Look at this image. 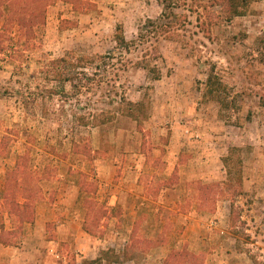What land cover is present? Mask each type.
<instances>
[{
  "label": "rangeland",
  "instance_id": "rangeland-1",
  "mask_svg": "<svg viewBox=\"0 0 264 264\" xmlns=\"http://www.w3.org/2000/svg\"><path fill=\"white\" fill-rule=\"evenodd\" d=\"M41 1L48 8L39 28L30 9ZM16 8L29 14L24 31L11 33L0 54V241L19 244L44 212L47 237L60 241V231L68 238L53 252L66 264H81L101 247L123 253L128 246L112 264H162L183 247L196 257L182 264L264 262V0H252L246 14L231 20L213 0H178L168 9L177 15L163 14L158 0H18ZM118 25L127 48L115 40ZM70 51L95 58L85 69L90 77L82 74L79 88L67 83V93L50 95L63 87L43 67ZM212 68L231 87L236 110L205 96ZM122 97L146 100L150 117L139 126L121 114L99 127L76 122L113 111ZM87 141L97 150L91 156ZM75 143L81 152L73 153ZM232 146L243 148L244 159L241 193L234 196L223 183L222 161ZM21 155L43 191L25 222L5 200L30 192L6 184ZM81 172L92 182L88 192L80 190ZM132 183L156 201L158 232L146 228L147 213L130 228L124 209L111 205L112 189ZM166 189L179 190L176 204L165 205Z\"/></svg>",
  "mask_w": 264,
  "mask_h": 264
},
{
  "label": "trees",
  "instance_id": "trees-1",
  "mask_svg": "<svg viewBox=\"0 0 264 264\" xmlns=\"http://www.w3.org/2000/svg\"><path fill=\"white\" fill-rule=\"evenodd\" d=\"M18 0H0V54L3 53L6 49L5 41L11 39V33L17 31H24V20L26 15L29 14L28 10L25 9L17 10L16 3ZM158 2L163 6V14L173 15L175 12H169L168 9L173 7L175 4H178V0H158ZM252 0H213V4L220 6L221 11L227 20H231L236 16L246 14L247 8L249 7ZM47 3L41 1L35 9H30V13L36 17L34 20L37 27L41 28L46 24L47 19ZM170 13V14H168ZM177 15V14H175ZM148 23H154L153 20L149 19ZM22 24V27L20 26ZM115 40L119 46L129 47L130 43L124 33L122 25L117 26V32L115 35ZM264 42V39H263ZM95 62V58L89 56H76L74 52H67L65 55L53 58L48 60V62L43 67V72L47 77L59 83L63 88L57 90L56 88H51L49 90L50 95L67 93L65 90V84L70 83L74 88H79V82L83 81L81 78L82 74L87 76L86 68L92 66ZM160 74L154 76V79H160ZM206 92L205 96H209L215 102L219 103L225 111L236 110L239 107L235 95L231 87L223 81L221 76L215 71V68H212L208 74L206 82ZM119 105L113 108V111L101 110L99 113L92 114V116H81L76 122L82 126H93L99 127L109 122L115 120L118 114L129 117L137 122L138 126L147 120L149 115V104L146 100L142 99L139 101L128 100L125 97H122ZM261 104L264 105V96H261ZM76 115H74L75 117ZM85 154L91 156L93 152L97 150L93 149L91 141H87L84 145ZM81 152L79 144L75 143L73 153ZM243 148L240 146H232L229 149L227 155L222 158L224 167L226 168L227 178L223 182L225 187L229 190H232L231 193L233 196L236 193H241V186L244 180V159L242 157ZM24 156H20V163L17 168L10 169L6 174V184L11 186L14 184H24V190L26 191L29 187L30 192H27L23 195V199H14L8 197L5 200L8 202L10 214L14 215L19 219L20 222L30 221L34 214V201H39L43 198V191L39 185L40 176L36 175V172L27 170L23 164ZM82 180H80V190L84 192L90 191V186L92 185L90 181L86 179L87 173L81 172ZM26 177V178H25ZM31 182L30 184H27ZM203 187V186H202ZM204 189L209 188L204 186ZM203 188L201 189L202 194H204ZM34 200V201H33ZM89 215V214H88ZM92 216V215H91ZM93 218V217H92ZM237 210L235 204L232 203L231 209V222L235 226L237 223ZM88 221L93 223L91 218L88 217ZM89 222L86 224V230L89 231ZM128 247L125 248L124 252H116L114 248H108L101 251V254L94 259H85L81 264H112L120 262L122 256L126 255ZM194 256L193 252H190L186 247L182 249H173L163 261L162 264H173L190 261V257ZM196 257V256H194ZM193 259V258H192ZM182 264V263H181ZM188 264V263H187ZM254 264H264V262L257 259L254 260Z\"/></svg>",
  "mask_w": 264,
  "mask_h": 264
},
{
  "label": "crops",
  "instance_id": "crops-1",
  "mask_svg": "<svg viewBox=\"0 0 264 264\" xmlns=\"http://www.w3.org/2000/svg\"><path fill=\"white\" fill-rule=\"evenodd\" d=\"M177 139L178 138L175 137V139H172L171 143H176ZM176 190L177 192H175V194L177 196H175V194L171 195L170 192L167 191V189L164 190L165 192L163 195V202L165 203V205L169 206L171 203H177L179 190ZM143 191L146 192V188L144 190L143 188L137 187L133 183L127 189H124V187L120 184L116 186L115 189H112V200L110 201V203L115 208L122 207L124 209L123 216H127L126 220H128L127 222L130 223V228L133 227L134 222L142 213H147L149 217L145 223L146 228L158 232L163 227L161 221H155L159 208L154 206L153 202H156L155 200L151 201L149 199V196L151 195L145 196V193L143 195ZM171 196L172 199H169V197ZM173 196H175L174 199ZM41 213L39 212L40 220H37V226L33 230H30L27 238H24L19 244L6 245L0 241V264H66V260H58L57 258H55L53 252H55L54 249H57V242H60L61 240L65 241L68 238H66L60 231L57 232V238L60 241L51 240L50 238H48L47 223L49 219L44 217V212ZM179 216L183 217L184 215L179 214ZM123 222L124 224L126 223L124 219ZM130 234L131 229L128 231V237H130ZM104 249L107 248L101 247L96 255L91 256L88 259H94L98 257L101 254V251ZM165 249V253H167L170 248L165 246ZM115 250L116 252H119V250ZM59 256L60 255L58 254V257ZM158 259L161 261L163 259V255Z\"/></svg>",
  "mask_w": 264,
  "mask_h": 264
}]
</instances>
